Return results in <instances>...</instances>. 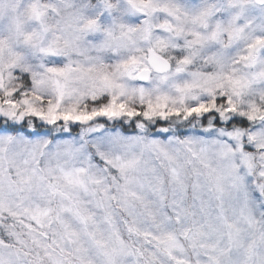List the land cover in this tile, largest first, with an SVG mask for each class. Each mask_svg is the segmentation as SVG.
<instances>
[{
	"label": "snow or ice",
	"instance_id": "6c2138e0",
	"mask_svg": "<svg viewBox=\"0 0 264 264\" xmlns=\"http://www.w3.org/2000/svg\"><path fill=\"white\" fill-rule=\"evenodd\" d=\"M0 264H264V0H0Z\"/></svg>",
	"mask_w": 264,
	"mask_h": 264
}]
</instances>
